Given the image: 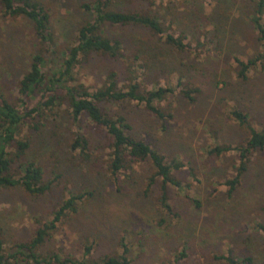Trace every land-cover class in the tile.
<instances>
[{
    "label": "rangeland",
    "instance_id": "374dc122",
    "mask_svg": "<svg viewBox=\"0 0 264 264\" xmlns=\"http://www.w3.org/2000/svg\"><path fill=\"white\" fill-rule=\"evenodd\" d=\"M49 13L59 54L75 45L77 29L90 17L81 4L94 0H35ZM118 9H137L158 16L174 36L184 34L192 51L165 44L146 29L108 27L111 38L125 46V57L115 61L92 54L75 68L77 84L90 91L105 86L116 73L119 88L128 90L129 69L136 71L141 89L171 87L175 92L158 103L165 120L143 104L107 103L111 114L126 118L130 134L147 140L167 160L185 167L174 173L180 188L169 184L170 210L161 204L162 181L151 185L155 169L135 164L114 179L105 131L86 117L75 122L62 106L42 120L39 130L26 124L29 141L24 159L36 161L50 189L32 196L22 188L0 191V225L6 248L30 242L40 225L72 194H84L78 212L58 224L40 247L41 255L81 260L121 255L129 248L133 264H226L216 257L251 258L264 264V150L249 155L247 170L229 195L227 180L237 177L236 152L215 156L216 146L236 147L249 133L231 111L248 114L256 129L264 128V63L239 77L237 60L247 61L261 49L250 23L252 0H121ZM33 24L23 16H7L0 5V88L8 101L19 104V84L40 51ZM57 55V56H58ZM196 90L193 100L184 91ZM199 91V92H198ZM36 123V122H35ZM80 135L88 140L85 156L73 150ZM14 151V150H13ZM191 172L194 173V177ZM24 264V263H16Z\"/></svg>",
    "mask_w": 264,
    "mask_h": 264
},
{
    "label": "trees",
    "instance_id": "16d2710c",
    "mask_svg": "<svg viewBox=\"0 0 264 264\" xmlns=\"http://www.w3.org/2000/svg\"><path fill=\"white\" fill-rule=\"evenodd\" d=\"M125 1V0H123ZM140 4L148 0H136ZM121 0H94L81 4V8L90 15L77 29L75 45L58 55L57 44L51 26L49 13L35 0H0L2 10L7 16H23L34 26L40 51L31 58L30 69L19 84V104L7 100L0 88V191L20 187L27 194L39 196L50 189V183L44 180L41 166L33 160L24 159L30 144L23 137L26 124L31 123L35 130L42 126V120L58 113L62 106L75 122L86 117L97 128L105 131L111 150L110 172L114 179L135 164H150L155 173L151 177V185L162 181L160 201L165 209L170 210L167 188L169 184L180 188L181 182L174 175L185 165L179 159L171 161L155 149L147 140L138 139L130 134L131 126L126 118L119 114L107 112V103L120 104L136 101L161 121L166 115L158 103L172 95L175 90L171 87H156L150 91L141 89L136 82V71L129 69L133 77L129 79L128 90L119 88L116 73H112L104 87L90 91L83 85L77 84L75 68L82 58L92 54L109 57L115 61L125 57V46L121 39L111 38L107 34L108 27H138L146 29L165 44L180 51H192L191 44L185 42V35L174 36L168 33V27L158 16L137 9H118ZM254 3L249 18L258 35L260 51L243 61L238 59L239 77L247 79L252 68L264 63V0H252ZM58 55V56H57ZM196 90L184 91V95L193 100ZM199 92V91H198ZM233 119L248 130L247 139L233 147L231 145L216 146L209 152L215 156L236 152L240 160L237 177L227 180L229 195H232L241 182V176L247 170L249 155L264 150V128L256 129L249 121L248 114L239 109L231 111ZM36 122V123H35ZM27 138V137H25ZM73 150H81L83 156L88 149V140L80 135L72 144ZM14 150V151H13ZM87 155V154H86ZM194 177V173L191 172ZM84 194H72L55 211L54 218L49 223L39 226L36 236L30 242L14 243L6 248L3 229L0 225V264H133L129 257V248L124 246L121 255H105L98 260L90 258L91 248L81 260L69 257L62 259L60 255H41L40 247L44 244L58 224L69 214L78 212V204ZM1 224V223H0ZM264 231V225H260ZM187 255L184 252L175 255V263L180 264ZM226 264H246L251 258L240 259L233 255L216 257Z\"/></svg>",
    "mask_w": 264,
    "mask_h": 264
}]
</instances>
